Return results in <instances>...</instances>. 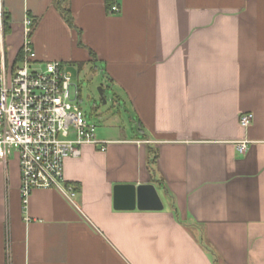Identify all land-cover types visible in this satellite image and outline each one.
<instances>
[{
    "label": "crops",
    "instance_id": "1",
    "mask_svg": "<svg viewBox=\"0 0 264 264\" xmlns=\"http://www.w3.org/2000/svg\"><path fill=\"white\" fill-rule=\"evenodd\" d=\"M2 5L8 55L25 15L40 64L87 61L68 51L79 34L125 92L137 136L96 135L105 151L65 160L74 203L35 189L24 204L16 156L0 160V264H264V0ZM121 184L154 185L162 207L116 209Z\"/></svg>",
    "mask_w": 264,
    "mask_h": 264
},
{
    "label": "built area",
    "instance_id": "2",
    "mask_svg": "<svg viewBox=\"0 0 264 264\" xmlns=\"http://www.w3.org/2000/svg\"><path fill=\"white\" fill-rule=\"evenodd\" d=\"M110 7V13L118 12ZM3 5L0 0V160L14 154L18 160L23 203L35 189H55L74 203L76 188L64 181V162L81 156L84 145L105 151L111 141L99 140L96 125L80 109V87L65 63L40 64L31 41L32 21L22 19V41L11 57L4 45ZM252 114L243 113L239 124L247 127ZM248 141L237 143L243 154Z\"/></svg>",
    "mask_w": 264,
    "mask_h": 264
},
{
    "label": "rangeland",
    "instance_id": "3",
    "mask_svg": "<svg viewBox=\"0 0 264 264\" xmlns=\"http://www.w3.org/2000/svg\"><path fill=\"white\" fill-rule=\"evenodd\" d=\"M5 42L7 45L13 44L7 38ZM81 48L87 52L90 51L85 47L82 37L76 34L72 48L68 51L72 54L74 49ZM88 56L87 61H81L83 63L81 69H78L79 62L72 61L71 57L65 61L74 81L80 87L78 105L87 121L96 125V135L105 138H118L123 135L137 136V116L125 92L110 79L105 72L104 63L97 59L92 60L90 53ZM99 88H102V97L99 95Z\"/></svg>",
    "mask_w": 264,
    "mask_h": 264
},
{
    "label": "water",
    "instance_id": "4",
    "mask_svg": "<svg viewBox=\"0 0 264 264\" xmlns=\"http://www.w3.org/2000/svg\"><path fill=\"white\" fill-rule=\"evenodd\" d=\"M98 91L102 97V88ZM113 203L116 209L158 210L162 207L157 190L152 184L115 185Z\"/></svg>",
    "mask_w": 264,
    "mask_h": 264
},
{
    "label": "trees",
    "instance_id": "5",
    "mask_svg": "<svg viewBox=\"0 0 264 264\" xmlns=\"http://www.w3.org/2000/svg\"><path fill=\"white\" fill-rule=\"evenodd\" d=\"M105 3H106V8L107 7H111V0H105ZM62 12H63V14H64V16H65V18H66V20L70 23L71 22V17H70V15H69V13H68V10H66V9H63L62 8ZM33 22H32V27H33ZM8 16H7V14L3 11V34H4V36L8 33ZM32 27H31V30H32ZM89 53H90V55H91V57H92V60H94L95 59V55L91 52V51H89ZM82 62H79L78 63V69H81L83 66H82ZM160 182V181H159ZM160 184L162 185V183L160 182Z\"/></svg>",
    "mask_w": 264,
    "mask_h": 264
}]
</instances>
